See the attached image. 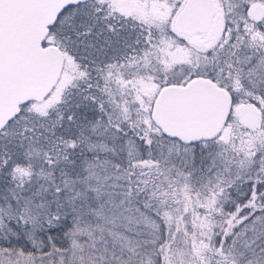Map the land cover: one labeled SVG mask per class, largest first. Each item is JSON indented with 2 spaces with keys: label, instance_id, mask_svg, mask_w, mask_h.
<instances>
[{
  "label": "snow or ice",
  "instance_id": "1",
  "mask_svg": "<svg viewBox=\"0 0 264 264\" xmlns=\"http://www.w3.org/2000/svg\"><path fill=\"white\" fill-rule=\"evenodd\" d=\"M0 264H264V0H0Z\"/></svg>",
  "mask_w": 264,
  "mask_h": 264
}]
</instances>
